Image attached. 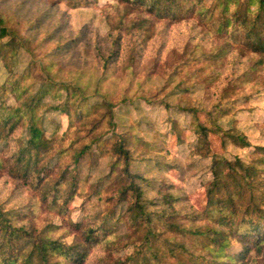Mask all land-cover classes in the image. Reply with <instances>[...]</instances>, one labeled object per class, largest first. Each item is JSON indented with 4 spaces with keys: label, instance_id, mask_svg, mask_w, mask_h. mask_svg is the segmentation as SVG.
Listing matches in <instances>:
<instances>
[{
    "label": "rangeland",
    "instance_id": "rangeland-1",
    "mask_svg": "<svg viewBox=\"0 0 264 264\" xmlns=\"http://www.w3.org/2000/svg\"><path fill=\"white\" fill-rule=\"evenodd\" d=\"M115 1L0 0V12L13 16L14 27L21 35L20 38L13 37L11 42L10 36L5 37L0 43V52L8 53L11 71L20 74L25 67L28 68L31 78L26 83L33 82L34 92L40 83L46 81V74L41 70L43 56L46 62L56 61L50 75H56L55 80L64 84L73 85L74 79L79 78V84L86 85L84 91L88 99L98 103L93 121L102 117L96 133L101 132L104 139L110 137V142L101 144L104 152L95 149L85 154L77 165L79 175L84 178L80 194H75L66 204L70 210L69 218L78 221L83 215V196L89 191V183L108 171L110 156L107 149H111V141L121 134L138 137L163 148L157 155L164 158L171 168L162 171L161 176L185 196L177 203V208L181 211L194 208L209 212L212 207L207 206L205 185L212 180L209 170L211 157L192 150L191 144L196 142L197 135L189 127L192 119L190 112L182 108L214 110L217 104L225 107L227 111L218 118L220 125L236 128L246 136L250 146L240 147L229 142L222 146L219 137L211 132L208 137L210 148L228 160H233L235 155L248 159L251 148L264 145V63L251 68L261 57L242 50L241 45L245 44L240 29L235 30L231 26L223 37L228 45L221 60L203 57L202 51H216L220 40L214 36L209 20L199 15L188 18L184 7L189 2L179 1L169 8L176 20L156 19L150 31L141 32L119 30L123 6L117 5ZM210 1L200 0L199 8L204 10L205 4ZM74 2L80 3L73 6ZM125 19L129 23L130 18ZM29 36L32 43L28 42ZM15 42L18 43L16 50L12 46ZM58 43L62 44L63 49L60 52L54 50L46 58L50 47ZM78 69L81 70L79 73ZM8 71L7 64L0 59V85L10 79ZM80 97V93L76 92L74 99ZM146 97L149 99L146 100ZM4 99L6 103H16V96L10 91H7ZM59 99L51 95L43 98V104L36 110L34 126L45 138L54 134L53 131L56 135L66 132L64 138H57L60 143L67 144L72 141V128L69 127V118L55 108ZM109 102L113 104L111 108L114 114L111 125L107 122L110 116ZM199 111L200 119L204 120V112ZM173 120L178 121L179 136L169 132ZM28 123L25 120L23 124ZM23 129L24 126H19L15 136L20 135ZM162 133H166L162 139L163 147L160 139ZM5 151L6 147L1 154ZM69 160L71 157L64 159L65 162ZM142 168L141 162L134 163L132 167L134 171ZM153 173L158 174L157 171ZM254 187L253 191L244 186L241 191L235 185L231 187V191L236 194V221L249 219L246 232L252 229L259 215L253 211L255 204H251V198H255L257 207L264 208V187ZM113 188L103 186L102 200H98L94 207H89L99 209L101 216L107 217L108 223L103 224L108 229L105 237L115 239V244L110 246L115 251H111V256L100 259L102 253L99 247H95L90 250L84 264H218L212 257L191 256L188 251L181 249L171 253L160 241L147 242L145 225L141 223L140 226V217L134 215L138 211L127 212L130 197L129 200H120V196H112ZM258 190L262 192L260 195ZM32 194L29 184L15 181L9 175L0 176V202L18 205L27 201ZM213 218L217 221L219 215H213ZM115 219H119L117 225ZM199 221L205 225L209 223L205 219ZM40 222L43 224L45 220ZM258 222L263 227L264 217ZM126 233H134L131 241L124 238ZM75 234L77 236L79 233L68 227L64 240L72 242ZM247 238L254 240L253 235L247 234ZM180 240H187L188 245L198 248L197 253H204L203 242L207 243V240ZM240 250L242 246L232 243L224 252L233 254ZM129 255L132 257L128 259ZM249 255L247 264H264V246L260 254L253 257ZM121 257L126 261L121 262ZM37 258L39 262L40 257ZM221 261L229 264L228 258L223 257Z\"/></svg>",
    "mask_w": 264,
    "mask_h": 264
},
{
    "label": "trees",
    "instance_id": "trees-1",
    "mask_svg": "<svg viewBox=\"0 0 264 264\" xmlns=\"http://www.w3.org/2000/svg\"><path fill=\"white\" fill-rule=\"evenodd\" d=\"M179 1L189 2L184 7L188 18L199 15L209 20L214 36L220 40L217 50L209 53L202 51L203 57L221 60L228 45L223 37L231 26L236 28L235 30L240 29L245 44H240L242 50L261 57L251 68L264 63V0H211L209 4H205L204 10L199 8L200 0H116L117 5L123 6L119 30L147 32L153 28L156 19L176 20L169 8ZM79 3L74 2L72 5ZM126 17L130 18L129 23L125 22ZM8 36L10 42L16 37H21L18 29L14 27L13 16L0 12V43ZM28 42L32 43L30 36ZM14 44L13 49L18 43ZM61 49L62 44H56L48 50L46 58H49L54 50L60 52ZM7 54L0 52V59L9 68L10 78L0 85V176L9 175L15 181L29 184L33 194L29 195L27 201L18 205L0 202V264H84L90 250L95 247H99V252L102 253L100 259L111 256V251L115 250L110 246L115 244V239L105 237L108 229L103 226L108 223V219L101 216L99 209H93L94 204L102 200L103 186L115 187L111 195L120 196V200H129L130 197L127 212L138 211L134 215L140 217V226L141 223L145 225V240L160 241L171 253L181 249L188 251L191 256L212 257L218 264L224 263L221 261L223 257L228 258L229 264H247L248 254L251 257L260 254L264 246V225L262 227L258 220L264 217V208L257 207L255 198H251V204H255L253 211L259 215L252 229L246 232L249 219L236 221V194L231 191V187L235 185L240 191L242 186L251 191L255 189L254 185L264 187V180L259 179L264 178V145L251 148L246 160L238 155H235L233 160H228L221 153L212 151L208 139L211 132L219 137L222 146H225L226 142L240 147L250 146L246 136L236 128H224L220 125L218 118L227 111L225 107L217 104L214 110L182 108L183 111L190 112L192 119L189 127L197 135L196 142L191 144L192 150L211 157L209 170L212 180L205 185L207 206L212 207L209 212L194 208L181 211L177 208V203L185 196L161 176L162 171L171 168L164 158L157 155L163 148L153 142L147 143L141 138L121 134L122 136H118L114 142L111 141V149H107L110 156L108 171L89 183L88 193L85 192L84 196L81 194L84 197V213L78 221H74L69 218L70 210L66 204L75 194H80L84 177L79 175L77 165L85 154L92 153L95 149L104 152L101 144L110 142V137L104 139L101 132L96 133L102 122V117L93 121L98 103L88 99L84 91L86 85L84 87L79 84V78L74 79L73 85L56 81V75H50L56 61L46 62L44 56L41 70L46 74V81L40 83V87L32 92L33 82L26 83V80L31 78V71L26 67L20 74L11 71ZM79 71L81 70L78 69L77 72ZM7 91L15 94V104L5 102ZM76 92L80 93L79 99H74ZM47 95L61 98L55 108L69 118V127L72 128L70 133L73 137L67 144L60 143L57 138H64L66 132L56 135L53 131L54 134L45 138L34 126L37 119L36 110L43 104L42 100ZM111 104L112 102L108 103L109 125L112 124L114 115ZM199 110L204 112V120L200 119ZM25 120L29 125L23 124ZM177 122L171 121L172 129L169 132L179 136L180 127ZM19 126H24V129L20 135L15 136V130ZM165 134L162 133L161 142ZM4 147L6 151L1 154ZM69 157L71 160L65 162L64 159ZM136 162L142 163L141 170L132 169ZM260 193L262 192L258 190V195ZM251 195L255 196L253 192ZM213 215H219V219L214 221ZM42 219L45 222L40 224ZM200 219L209 223L205 225ZM118 221L119 219H115L116 225ZM250 222L251 225L252 221ZM68 227L79 233L77 236L75 234L70 243L64 240ZM133 234L126 233L123 236L127 241H131ZM247 234L253 235L254 240H248ZM181 238L191 241L196 238L207 240V243L203 242L204 253H197L198 248L195 245H188L187 240L181 241ZM232 243L242 246V250L225 254L224 249ZM37 257H40L39 262ZM131 257L129 255L127 258ZM121 258V262L126 261Z\"/></svg>",
    "mask_w": 264,
    "mask_h": 264
}]
</instances>
